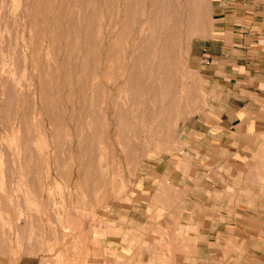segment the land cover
Returning <instances> with one entry per match:
<instances>
[{"label":"rangeland","instance_id":"1","mask_svg":"<svg viewBox=\"0 0 264 264\" xmlns=\"http://www.w3.org/2000/svg\"><path fill=\"white\" fill-rule=\"evenodd\" d=\"M213 2L0 0V264H92L187 161L217 101L194 59Z\"/></svg>","mask_w":264,"mask_h":264},{"label":"crops","instance_id":"2","mask_svg":"<svg viewBox=\"0 0 264 264\" xmlns=\"http://www.w3.org/2000/svg\"><path fill=\"white\" fill-rule=\"evenodd\" d=\"M196 42L214 110L187 161L101 232L92 264H264V0H214L210 37Z\"/></svg>","mask_w":264,"mask_h":264}]
</instances>
